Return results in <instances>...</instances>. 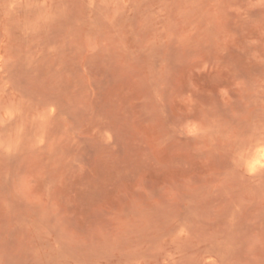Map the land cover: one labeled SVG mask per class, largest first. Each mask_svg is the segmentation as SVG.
<instances>
[{"label": "rangeland", "instance_id": "1", "mask_svg": "<svg viewBox=\"0 0 264 264\" xmlns=\"http://www.w3.org/2000/svg\"><path fill=\"white\" fill-rule=\"evenodd\" d=\"M264 0H0V264H264Z\"/></svg>", "mask_w": 264, "mask_h": 264}, {"label": "bare ground", "instance_id": "2", "mask_svg": "<svg viewBox=\"0 0 264 264\" xmlns=\"http://www.w3.org/2000/svg\"><path fill=\"white\" fill-rule=\"evenodd\" d=\"M262 158L264 159V149L261 151Z\"/></svg>", "mask_w": 264, "mask_h": 264}]
</instances>
